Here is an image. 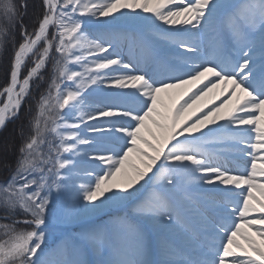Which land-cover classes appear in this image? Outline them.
Segmentation results:
<instances>
[{
    "label": "snow or ice",
    "instance_id": "1",
    "mask_svg": "<svg viewBox=\"0 0 264 264\" xmlns=\"http://www.w3.org/2000/svg\"><path fill=\"white\" fill-rule=\"evenodd\" d=\"M20 7L0 4V130L51 74L0 159V264H264V0H39L31 31Z\"/></svg>",
    "mask_w": 264,
    "mask_h": 264
},
{
    "label": "rangeland",
    "instance_id": "2",
    "mask_svg": "<svg viewBox=\"0 0 264 264\" xmlns=\"http://www.w3.org/2000/svg\"><path fill=\"white\" fill-rule=\"evenodd\" d=\"M30 5L29 7V11H28V17L26 18L27 23H33L35 22L36 16L39 13V0H35V1H29ZM24 20V19H23ZM24 23V21H23ZM124 54H123V58L124 60L127 62L128 61V54H127V46L124 45ZM126 58V59H125ZM29 66L31 65V60L28 61ZM26 72V69H25ZM51 74V62H49V66L43 70L42 72V77L43 80H35L32 83V88H31V92L29 94V96L25 99L23 106L20 109L19 112V116L15 119H11V127L6 131V133L1 137L0 139V157H2L3 159L6 158V156L9 154V152L12 149L11 144L13 143V141H18L19 139L21 140L22 137L27 136L30 134V131L28 133H20L22 127H26L25 123H28V117H29V113L25 114V112H23V108L26 107V102L27 99L31 102H33V104L28 105L27 106V112L29 109V106H31V108L33 109V111H36V105L35 102L33 101V95L34 93H36V97L38 98V96L40 95V93L46 88V84L47 81L49 80ZM2 103V101L0 102ZM22 123V124H20ZM16 135V139H13V135ZM19 135V136H18ZM10 146V149H9ZM86 149H82V151H84ZM89 153L91 154V150H88ZM93 166L87 161L84 160L82 162H80L78 164V168L83 171L84 169H89L91 170ZM7 171V170H6ZM6 173V177L9 175V172H5ZM88 178L81 175L79 178H77L76 182L77 183H81V182H85ZM124 214V210H120V209H116V208H108L105 209L104 211H102L101 213H99L96 216H92V217H85L82 218L80 220H75V221H71L68 223H62L60 225H58L55 229V238H56V243H59V240L61 238V234L65 235V236H72L74 234L80 233L81 231H84L88 228L97 226V225H101L106 223L111 217L117 216V215H123ZM19 227H25L24 225H19ZM155 243L156 244V236L155 234H153L152 239H151V244ZM54 246V245H53ZM155 255V252L153 254V256ZM152 256V257H153ZM86 260L90 261L92 264H96V261L100 258H109V252L105 251L103 257H99L98 254L93 251L91 248L87 249L86 253H85V257Z\"/></svg>",
    "mask_w": 264,
    "mask_h": 264
},
{
    "label": "trees",
    "instance_id": "3",
    "mask_svg": "<svg viewBox=\"0 0 264 264\" xmlns=\"http://www.w3.org/2000/svg\"><path fill=\"white\" fill-rule=\"evenodd\" d=\"M29 1L31 0H12V2L16 5V8H17V11L20 12V13H23L24 12V9H22L20 7V5L24 2L27 3V5L29 6L30 3ZM32 1H35V0H32ZM4 2V0H0V4H2ZM28 11H29V7H27V12L26 14L23 15V21H24V25H26L29 29V31H31L34 27H35V22L33 23H27V20L26 18L28 17ZM5 22H4V19H3V11L2 9H0V25H3ZM15 39L17 42H19L20 40V23H19V19L17 20V23H16V28H15ZM10 54H11V47H7L5 49V51L3 52L2 55H0V87H2L5 83V79H4V76H3V72H4V69L7 68L8 66V62H9V58H10ZM36 93H34L33 95V101L35 102V99H36ZM32 105L33 102L29 101L27 99V102H26V107L23 108V112H25V114H27V106L28 105ZM32 113L34 114L35 112L33 111L32 109ZM22 124V123H20ZM12 123L11 121L7 122L5 128L0 132V139L1 137L6 133V131L11 127ZM25 126L26 127H22V130L20 133H28L29 132V126H28V123H25ZM29 134V133H28ZM13 135V133H12ZM19 136V135H18ZM16 135H13V139H16ZM24 137L21 138V140L19 139L18 141H13V143L11 144L12 146V149L11 151L9 152V154L6 156L5 160H7L10 164H13L14 165V162H15V159H16V149L20 146L21 142H22V139ZM0 159H3L2 157H0ZM7 169H0V182H2L4 180V178L6 177V173L5 172H9V170ZM3 211L0 210V223H7V222H10V221H5L3 220ZM16 217L17 218H22L23 217V213L21 212H17L16 213ZM17 227H19V225H17ZM2 238V237H0Z\"/></svg>",
    "mask_w": 264,
    "mask_h": 264
},
{
    "label": "bare ground",
    "instance_id": "4",
    "mask_svg": "<svg viewBox=\"0 0 264 264\" xmlns=\"http://www.w3.org/2000/svg\"><path fill=\"white\" fill-rule=\"evenodd\" d=\"M153 244H154V245H153ZM153 244H152V249L155 250V248H156L155 243H153ZM89 262H90V261H89ZM90 264H92V263L90 262Z\"/></svg>",
    "mask_w": 264,
    "mask_h": 264
}]
</instances>
